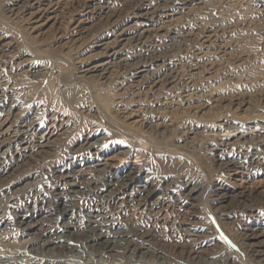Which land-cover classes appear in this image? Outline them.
I'll use <instances>...</instances> for the list:
<instances>
[{
    "label": "rangeland",
    "instance_id": "rangeland-1",
    "mask_svg": "<svg viewBox=\"0 0 264 264\" xmlns=\"http://www.w3.org/2000/svg\"><path fill=\"white\" fill-rule=\"evenodd\" d=\"M78 1L60 2L62 33L51 24L30 31L31 23L11 12L13 1L0 0V34L10 43L0 65V122L8 119L13 135L0 145V253L12 256L0 264H264V0H112L116 27L130 22L136 5L154 31L125 47L145 70L136 78L143 87L124 96L119 82L133 68L111 72L107 81L80 77L101 59L97 35L114 26L107 4L94 9L98 2ZM165 3L176 20L162 29ZM88 9V32L70 37L64 25ZM214 31L221 33L217 45L204 42ZM121 99H133L131 118ZM229 161H241L248 178ZM60 166L73 178L57 179ZM40 218L51 238L70 224L85 235L60 250L22 224ZM105 220L108 226L96 224ZM86 236L105 237L114 250L93 248Z\"/></svg>",
    "mask_w": 264,
    "mask_h": 264
},
{
    "label": "bare ground",
    "instance_id": "bare-ground-1",
    "mask_svg": "<svg viewBox=\"0 0 264 264\" xmlns=\"http://www.w3.org/2000/svg\"><path fill=\"white\" fill-rule=\"evenodd\" d=\"M11 1H13V3L16 5V8L15 9H13V8H11V12L16 16V17H19L20 19H21V21L24 23V24H30L31 23V27H32V30H30V31H40L43 27H46L47 25H49V24H51L50 26H55V25H57V31L59 30L60 32H62L63 33V31H62V28H61V24H62V22H61V18H62V15H61V5H60V2L62 1H60L59 2V0L55 3V0H11ZM68 1V0H67ZM78 1V0H77ZM86 1V0H85ZM89 2H85V4L86 3H92V2H94V3H97L98 2V4L99 5H96V7L94 8V9H96V8H102L103 7V4H107V6H106V8H105V14H106V16H107V18L109 19L108 20V22H107V24L108 23H110L111 24V26H114V28H112V29H107L104 33H101L100 35H97V36H101V38L100 39H98L97 40V42H98V45H99V47H102L101 48V51L99 52V57L101 58L100 60H96L92 65H90V66H88V67H86L84 70H81V78L82 79H87V77L88 78H92V77H95V76H97V77H99V79H101V80H106L108 77H109V74L112 72V74L114 73V72H117V71H121L122 73H124V72H128L129 73V70L131 69V68H133V71H132V73H131V76H130V74L128 75V77L126 78H124V80H122L121 82H119L120 84H119V86H118V94L120 95V94H123L122 96H124V94H127V93H130L131 95L132 94H136V93H138V89H140L141 87H143V85H142V83H141V81H138L136 78H140V77H142V75H140V73H142V71H144L145 69H141L142 67L141 66H144V65H141V64H138V62L137 61H134L135 60V55H133V54H129L128 52H126L125 51V47H127V45L129 44V42L131 41V39H138V38H142V37H144V36H149V34L150 33H152V31H153V28L151 27H149L150 26V24H149V22H148V19L147 18H145L144 17V14L142 13V12H140L139 10H137V6L136 5H133V9H132V16L130 17L131 18V20H130V22L128 23V24H126V26L125 27H123V28H120L121 26H119V27H116L115 26V23L117 22V20H118V17H119V12L117 11V10H114L113 11V7H112V5H111V1L112 0H88ZM105 3H104V2ZM153 1V0H152ZM169 1V0H168ZM194 1V0H193ZM70 2V1H69ZM189 1L188 0H183V5H186L187 3H188ZM200 2V1H199ZM63 3V2H62ZM74 2L72 1V4H73ZM78 3H79V1H78ZM77 3V4H78ZM81 3H83V2H81ZM66 4H67V2H66ZM168 4V3H167ZM65 5V4H64ZM83 5H84V3H83ZM138 5H140V4H138ZM66 6V5H65ZM82 6V5H81ZM88 6H90V5H88ZM87 6V7H88ZM160 6V5H159ZM86 7V8H87ZM105 7V6H104ZM178 7V6H177ZM176 7V8H177ZM158 8V7H157ZM10 9V8H9ZM75 9V8H74ZM103 9V8H102ZM156 9V8H155ZM158 9H160L161 10V7H159ZM64 10V9H63ZM157 10V9H156ZM172 10H174L172 7H169V6H167L166 5V3H165V5L163 6V9H162V12L164 13V15H165V21H164V25H162L161 26V28L162 29H164V28H167L169 25H171L173 22H174V20H176L174 17V15H173V12H172ZM152 11V10H151ZM80 13V14H79ZM146 13H147V11H146ZM151 13V12H150ZM90 10L88 9V10H86V11H84L83 13H81V12H77V14L75 13V15H77V16H73V17H71L70 18V20H69V22H67L65 25H64V27H63V29L65 30V31H67V34L70 36V37H72V36H74V34H76L75 32H77V31H79V30H81V31H83L82 32V34L85 32V33H87L88 32V29L91 27L89 24V22H90ZM160 14H162V13H160ZM150 14H148V16H149ZM152 15V14H151ZM150 15V16H151ZM16 17H14V18H16ZM151 17H154V16H151ZM150 18V17H149ZM89 19V20H88ZM120 21H121V19H120ZM27 28V27H26ZM29 28V27H28ZM53 28V27H52ZM169 28V27H168ZM54 30V29H53ZM48 31H50V30H48ZM80 31V32H81ZM154 32V31H153ZM71 35H70V34ZM84 33V34H85ZM64 34H66V33H64ZM84 34H83V36H84ZM87 35V34H86ZM157 35V34H156ZM31 36V35H30ZM37 36V35H36ZM96 36V37H97ZM219 36H221V33H218L217 31H214V32H211V33H208V34H206L205 35V40H204V42H206V43H209V44H211V45H217V42L219 41ZM35 37V36H34ZM86 37V36H85ZM85 37H80V39H82V38H85ZM87 38V37H86ZM85 38V39H86ZM148 38V37H147ZM146 38V39H147ZM70 40V39H69ZM79 40V39H78ZM141 41V40H140ZM145 41V40H144ZM157 41V40H156ZM82 42V41H81ZM94 42V41H93ZM68 44V43H67ZM132 44V43H131ZM10 45V43H9V41H5V36H4V34L2 35V34H0V65L3 63V56H4V52H6V47L5 46H9ZM73 45V44H72ZM89 45V44H88ZM15 46H17V45H15ZM14 46V49L16 48ZM168 46V45H167ZM82 47V46H81ZM11 49V48H10ZM12 50V49H11ZM71 50H73V48H71L70 47V49L68 50V52L69 51H71ZM128 50V49H127ZM222 51H223V48H222ZM14 53V52H13ZM206 51H202V52H200V54L203 56V55H206ZM83 60V59H82ZM24 61H26L25 59H24ZM162 65V64H161ZM16 66H17V64H16ZM164 65H162L161 67H163ZM4 67V66H3ZM159 67H160V65H159ZM169 68V67H168ZM160 69V68H159ZM164 70L166 69L165 68V66H164V68H163ZM151 70V69H150ZM200 71V70H199ZM154 72V71H153ZM157 72V71H156ZM170 72V71H169ZM179 72V71H178ZM172 73H174V72H172ZM176 73V72H175ZM111 74V75H112ZM152 74V73H151ZM153 74H155V72L153 73ZM160 75V74H159ZM159 75L158 76H156L151 82L155 85V86H161L162 85V83L165 81V77L168 75V74H166V73H164V77L163 78H159ZM173 75V74H172ZM154 76V75H153ZM153 76H152V78H153ZM170 76V75H169ZM177 76V75H176ZM80 78V79H81ZM173 78V77H172ZM127 79H130V80H127ZM169 79V78H168ZM171 80V79H170ZM107 81V80H106ZM145 81V80H144ZM171 82V81H170ZM177 82V81H176ZM183 83V82H182ZM145 85H146V83H145ZM151 87V86H150ZM187 95V94H186ZM121 96V95H120ZM188 96H189V94H188ZM132 98V97H131ZM1 100V99H0ZM133 99H130V100H127V102L125 101V99H121V101H118L119 103H120V107H121V109L122 110H124V111H126V114L128 115V116H130V118L132 117V113H130V112H128L127 111V108H128V106H129V104L128 103H130L131 101H132ZM132 103V102H131ZM4 104V103H3ZM136 109V108H135ZM139 109V108H138ZM138 109H137V111H138ZM134 112V111H133ZM5 113V112H4ZM8 116V115H7ZM125 117H127V116H125ZM136 117V116H135ZM8 118V117H7ZM6 118V119H7ZM139 119V118H138ZM8 120V119H7ZM7 120H3V122H0V145L2 146V144H5V143H7V142H9L10 141V139H11V136H13L12 134H11V131H12V129H11V127H12V125H11V127H10V125H7V123H6V121ZM250 120V119H249ZM249 120L248 121H244V123H249ZM134 121V120H133ZM134 122H137V121H134ZM251 122V121H250ZM241 123V122H240ZM132 124H134V123H132ZM136 124V123H135ZM137 124H138V122H137ZM17 129V128H16ZM15 129V130H16ZM14 130V131H15ZM22 131V130H21ZM24 132V131H23ZM21 133V132H20ZM22 134V133H21ZM29 134V133H28ZM46 134V133H45ZM49 134V133H48ZM246 134V133H245ZM16 135V134H15ZM35 135V134H34ZM243 135V134H242ZM241 135V136H242ZM17 136V135H16ZM32 136V135H31ZM39 136V135H38ZM51 136V135H50ZM246 136V135H245ZM34 137V136H33ZM243 137V136H242ZM256 137V136H255ZM264 138V137H263ZM37 139V138H36ZM47 141V140H46ZM53 141H54V138H53ZM28 142V141H27ZM35 142V141H34ZM220 142V141H219ZM264 142V141H263ZM29 143H30V141H29ZM50 143H52V142H50ZM227 143H228V141H227ZM232 143V142H231ZM257 143V142H256ZM19 144V143H18ZM89 144V143H88ZM87 144V145H88ZM229 144V143H228ZM234 144V143H233ZM22 145V144H21ZM40 145V148H46V147H48L49 146V144H48V142H45V143H41V144H39ZM52 145V144H51ZM95 145V144H94ZM223 145H224V143H223ZM227 145V144H226ZM37 146H38V144H37ZM90 146H92V144H90ZM232 146V145H231ZM23 147V146H22ZM52 147V146H51ZM30 147L28 146V144L25 142L24 143V147L22 148L23 149V151L24 152H26L27 151V149H29ZM88 148H89V146H88ZM227 148V147H226ZM212 149H214V148H212ZM40 150V149H39ZM42 150V149H41ZM216 150V149H215ZM46 151V150H45ZM229 152V151H228ZM11 153V152H10ZM13 153V152H12ZM223 153V152H222ZM237 153V152H236ZM238 153H239V151H238ZM25 154V153H24ZM23 154V155H24ZM30 154V153H29ZM36 154V153H35ZM221 154V153H220ZM6 154H0V162H2V158L5 156ZM223 155V154H222ZM225 155H227V154H225ZM241 155V154H240ZM216 156V155H215ZM219 156V155H218ZM230 156V155H229ZM235 156V155H234ZM9 157V156H8ZM102 158V157H101ZM241 158V157H240ZM18 160V159H17ZM106 160V159H105ZM219 160V159H218ZM228 160V159H227ZM245 160V159H244ZM92 161V160H91ZM234 161V160H233ZM233 161H229L230 162V167L232 166L233 167V169L235 170V173L236 174H240V175H245V176H247V175H249L244 169H245V167H244V165H242V164H240V162L238 161V162H233ZM105 162H107V161H105ZM5 164V163H4ZM3 164V165H4ZM106 164V163H105ZM222 164H224L223 162H222ZM221 164V165H222ZM227 164V163H226ZM244 164V163H243ZM110 165V164H109ZM2 166V165H1ZM1 166H0V168H1ZM88 166V165H87ZM94 166V165H93ZM104 167V166H103ZM108 167V166H107ZM226 167V166H225ZM231 167V168H232ZM9 168V167H8ZM86 168V167H85ZM90 168V167H89ZM93 168V167H92ZM91 168V169H92ZM95 168V167H94ZM230 168V169H231ZM4 169V168H3ZM107 168H105L104 170H106ZM223 169V168H222ZM77 170V169H76ZM87 170V169H86ZM103 170V172H105ZM88 171V170H87ZM225 171H226V169H225ZM90 172V171H89ZM131 172V171H130ZM234 172V171H233ZM233 172H232V174H233ZM56 178L57 179H59V180H61V179H70L71 177H72V175H71V170H69V168L67 167V166H60V167H57L56 168ZM74 173V172H73ZM88 173V172H87ZM97 173V172H96ZM102 173V172H101ZM227 173V172H226ZM79 174H81V173H79ZM83 174H86V173H84L83 172ZM106 174V173H105ZM131 174V173H130ZM251 174V173H250ZM82 175V174H81ZM230 175V174H229ZM79 176V175H78ZM104 176V175H103ZM128 176H129V174H128ZM134 176V175H133ZM96 177V176H95ZM98 177V176H97ZM100 177V176H99ZM102 177V176H101ZM135 177V176H134ZM250 177V176H249ZM73 178V177H72ZM113 178V177H112ZM246 178H248V176L246 177ZM122 179V178H121ZM68 180H67V182H68ZM134 180V179H133ZM242 180V179H241ZM88 181H90V180H88ZM100 181V180H99ZM99 181L98 180H92V184L94 185V187L95 188H97L98 186H99ZM101 181H102V179H101ZM100 181V182H101ZM124 181V180H123ZM245 181V180H244ZM243 181V182H244ZM255 181V180H254ZM259 181V180H258ZM73 182V181H72ZM77 182V181H76ZM80 182V181H79ZM82 182V181H81ZM104 182V181H103ZM107 182V181H106ZM119 182V181H118ZM131 182V181H130ZM232 182V181H231ZM234 182V181H233ZM236 182V181H235ZM242 182V183H243ZM248 182H249V180H248ZM260 183H262L261 181H259ZM88 183V182H87ZM242 183H240V184H238V183H236L238 186H241V185H243ZM258 182H256L255 184H257ZM86 184V183H85ZM101 184H102V182H101ZM126 184H127V182H126ZM125 184V185H126ZM233 184V183H232ZM254 184V183H253ZM72 186H73V188H81V187H83L82 186V184L80 183V185H78L77 183H72L71 184ZM86 185H88V184H86ZM106 185V184H105ZM108 185V184H107ZM112 185V184H111ZM109 186L107 189H106V191H108V193L109 192H112L113 191V187L112 186ZM252 185V184H251ZM127 186V185H126ZM249 186V185H248ZM256 186V185H255ZM93 187V188H94ZM100 187V186H99ZM105 187V186H104ZM117 187V186H116ZM121 187V186H120ZM119 187V188H120ZM139 187V186H138ZM235 187V186H234ZM251 187H253V186H251ZM85 188V187H84ZM263 188V187H262ZM100 189V188H99ZM114 189H116V188H114ZM118 189V188H117ZM142 189V188H141ZM247 189V188H246ZM93 190V189H92ZM138 190V189H137ZM79 191V190H78ZM94 191V190H93ZM116 191V190H115ZM141 191V190H140ZM248 191V190H247ZM90 192H92V191H90ZM101 192V191H100ZM240 192V191H239ZM134 193H135V191H134ZM145 193V192H144ZM241 193V192H240ZM245 193V192H244ZM254 193V192H253ZM260 193H264V190L262 189V191H260ZM128 194V193H127ZM131 194V193H130ZM142 194H143V192H142ZM105 195V194H104ZM103 195V196H104ZM129 195V194H128ZM136 195V194H135ZM221 195H223V194H221ZM220 195V196H221ZM239 195V194H238ZM244 195V194H243ZM102 196V195H101ZM108 196V195H107ZM114 196V195H113ZM241 196V195H240ZM259 196V195H258ZM224 197V196H223ZM246 197V196H245ZM253 197V196H252ZM251 197V198H252ZM256 197V196H255ZM103 198V197H102ZM101 198V199H102ZM108 198V197H107ZM107 198H105V199H107ZM141 198V197H140ZM221 198V197H220ZM112 199V198H111ZM222 199V198H221ZM259 199V198H258ZM118 200V199H117ZM125 200V199H124ZM135 200V199H134ZM242 200V199H241ZM241 200H239V201H241ZM254 200V199H253ZM127 201V200H126ZM137 201V200H136ZM116 202V201H115ZM66 204V203H65ZM122 204V203H121ZM131 204V203H130ZM163 205V204H162ZM63 206H65V205H63ZM64 208V207H63ZM263 208V207H262ZM62 209V208H61ZM220 209V208H219ZM33 211V210H32ZM216 211V210H215ZM35 212V211H34ZM56 212H57V210H56ZM62 212H63V215L64 214H66L67 213V210L66 209H64V210H62ZM157 212V211H156ZM158 212H160V210L158 211ZM218 212V211H217ZM59 213V212H58ZM30 214V213H29ZM47 215V214H46ZM58 215V214H57ZM97 215V214H96ZM105 215V214H104ZM59 216H61L60 214H59ZM103 216V215H102ZM107 216V215H106ZM106 216H105V218H106ZM94 217V216H93ZM93 217H91V218H93ZM164 217V216H163ZM219 217V216H218ZM44 218V217H43ZM72 218V217H71ZM166 218V217H165ZM165 218H162V219H165ZM50 219V218H49ZM48 219V220H49ZM54 219V218H53ZM62 219V218H61ZM43 219H36L35 220V222L36 223H34V224H31L30 222H22V224H25L26 226H27V230H39L40 231V236L41 237H43V238H50V242L52 243V244H54V245H56L60 250H62L63 249V247H65L66 246V241H68V240H70V239H72V238H78L79 237V239L80 238H82L85 234H83L82 232H79L78 233V231L76 232L75 230H73L72 229V227H74L73 225H67V223H66V229L64 228V235L62 236V237H60L59 239H54V238H51V235H53V233L52 232H50V229H48V228H45V227H43V226H41V225H43V221H42ZM45 220V219H44ZM92 220V219H91ZM50 221V220H49ZM0 223H4L3 222V220L1 219V215H0ZM78 223V222H77ZM93 223H96L95 221H93ZM9 224V223H8ZM21 224V223H20ZM96 224H102V225H104V226H108L109 225V222H107V220H105V223L104 222H102L101 221V223H96ZM18 225V224H17ZM55 225V224H54ZM75 225V224H74ZM78 225V224H77ZM76 225V226H77ZM95 225V224H94ZM19 227V226H18ZM54 227V226H53ZM111 227H112V225H111ZM5 228V227H4ZM68 228V229H67ZM96 228V227H95ZM24 229V228H23ZM99 229V228H98ZM105 229V228H104ZM107 229H108V227H107ZM111 229V228H110ZM251 229V228H250ZM256 229V228H255ZM261 229V228H260ZM2 230V229H1ZM60 230V229H59ZM90 230H91V228H90ZM93 230V229H92ZM95 230V229H94ZM88 231V230H87ZM115 231H117V230H115ZM92 232V231H91ZM90 232V233H91ZM102 232V231H101ZM112 232V231H111ZM114 232V231H113ZM123 231H121V233H122ZM28 233H29V231H28ZM100 233V232H99ZM114 233H116V232H114ZM118 233V232H117ZM116 233V234H117ZM128 233V232H127ZM253 233V232H252ZM263 233V232H262ZM61 234V233H60ZM92 234H94V233H92ZM95 234H97V233H95ZM94 234V235H95ZM105 234V233H104ZM115 234V235H116ZM120 234V233H119ZM124 234V233H123ZM130 234V233H129ZM133 235H134V233H132ZM248 234V233H247ZM36 235V234H35ZM59 235V234H58ZM87 235V234H86ZM94 235H92V236H94ZM101 235H103L102 233H101ZM111 235V234H110ZM127 235V234H126ZM29 236V235H28ZM56 236V235H55ZM70 236V237H69ZM96 236V235H95ZM144 236V235H143ZM142 236V237H143ZM256 236V235H255ZM261 236H262V234H260L258 237H260L261 238ZM35 237V236H34ZM90 237V236H89ZM115 237V236H114ZM132 237V236H131ZM137 237V236H136ZM239 237V236H238ZM242 237V236H241ZM253 237V236H252ZM38 238V237H37ZM36 238V239H37ZM86 238H87V236H86ZM91 238V240L89 239V238H87V239H89L90 240V242H92L93 243V248H94V246L95 245H97L98 247H99V245H101V244H103L104 246H103V248H106V249H109L110 248V250H114V246L111 244V242H110V240H108V239H106L105 237H98V238H94V237H90ZM118 238L119 239H122L123 238V235H118ZM134 239H135V237H133ZM138 238H140V237H138ZM137 238V239H138ZM144 238V237H143ZM143 238H142V240H143ZM257 238V237H256ZM256 238H254V239H256ZM35 238H33V240H34ZM84 239V238H83ZM82 239V240H83ZM112 239V238H111ZM141 239V238H140ZM147 239V238H146ZM49 240V239H48ZM73 240V239H72ZM77 240V239H76ZM129 240V239H128ZM242 240V239H241ZM247 240V239H246ZM29 241V240H28ZM114 241V240H113ZM120 241V240H119ZM118 241V242H119ZM141 241V240H140ZM145 241V240H144ZM149 241V240H148ZM147 241V242H148ZM35 241H33V243H34ZM129 242V241H128ZM127 242V243H128ZM134 243H135V241H133ZM133 242L131 243V244H133ZM253 242V241H252ZM255 242V241H254ZM261 243L262 242H264V240H261L260 241ZM260 242L258 243V244H260ZM32 243V242H31ZM84 243H86V242H84ZM247 243V242H246ZM245 243V244H246ZM43 244H44V242H43ZM47 244V243H46ZM45 244V245H46ZM87 244V243H86ZM136 244V243H135ZM190 244V243H189ZM197 244V243H196ZM249 244V243H248ZM250 244H251V242H250ZM254 244V243H253ZM263 244V243H262ZM29 245H30V243H29ZM123 245V244H122ZM176 245V244H175ZM191 245V244H190ZM43 246V245H42ZM120 246H121V244H120ZM136 246H137V244H136ZM140 246V245H139ZM184 246V245H183ZM245 246V245H244ZM264 246V245H263ZM48 247V246H47ZM57 247H55V248H57ZM96 247V246H95ZM116 247V246H115ZM128 247V246H127ZM145 247V246H144ZM177 247V246H176ZM181 247V246H180ZM186 247H188V246H186ZM252 247V246H251ZM260 247V246H259ZM50 248V247H49ZM91 248V247H90ZM119 248V247H118ZM129 248V247H128ZM136 248V247H135ZM253 248V247H252ZM100 249V248H99ZM122 249V248H121ZM137 249H139L138 248V246H137ZM136 249V250H137ZM249 249H250V247H249ZM35 250V249H34ZM59 250V251H60ZM64 250V249H63ZM101 250V249H100ZM120 250V249H119ZM151 250V249H150ZM173 250V249H172ZM175 250V249H174ZM185 250V249H184ZM193 250V249H192ZM200 250V249H199ZM202 250V249H201ZM251 250V249H250ZM98 251V250H97ZM129 251V250H128ZM134 251V250H133ZM132 251V252H133ZM180 251V250H179ZM245 251V250H244ZM259 251H260V249H259ZM263 251V250H262ZM99 252V251H98ZM115 252V251H114ZM135 252V251H134ZM147 252H149V251H147ZM146 252V253H147ZM181 252V251H180ZM193 252V251H192ZM131 253V252H130ZM142 253H144V252H142ZM141 253V254H142ZM145 253V254H146ZM150 253V252H149ZM175 253H176V251H175ZM186 253V252H185ZM191 253V252H190ZM199 253V252H198ZM252 253V252H251ZM258 253H260V252H258ZM257 253V254H258ZM116 254V253H115ZM134 254V253H133ZM133 254H131L130 256H132ZM151 254V253H150ZM264 254V253H263ZM104 255H105V253H104ZM107 255H108V253H107ZM112 255V254H111ZM114 255V254H113ZM123 255V254H122ZM247 255V254H246ZM262 255V254H261ZM121 256V255H120ZM123 256H125V254L123 255ZM136 256V255H135ZM135 256H133V257H135ZM201 256V255H200ZM52 257V256H51ZM188 257H190V256H188ZM188 257H187V259H188ZM194 257V256H193ZM11 258H12V256L10 257V255H8V253H0V262H2L3 260L4 261H7V260H11ZM16 258V257H15ZM53 258V257H52ZM104 258V257H103ZM113 258V257H112ZM202 258V257H201ZM258 258H260L259 256H258ZM262 258V257H261ZM264 258V257H263ZM194 259V258H193ZM13 260V259H12ZM54 260V259H53ZM190 260V259H189ZM257 260V259H256ZM233 261V260H232ZM264 261V260H263ZM261 262V261H260ZM53 263H55L54 261H49L47 264H53ZM101 264H105V263H103V262H100ZM14 264V263H13ZM17 264V263H16ZM25 264H34V263H25ZM194 264V263H193Z\"/></svg>",
    "mask_w": 264,
    "mask_h": 264
}]
</instances>
